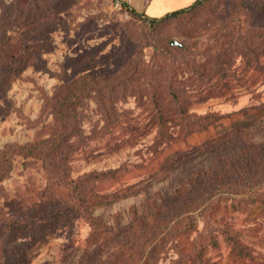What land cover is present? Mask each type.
Instances as JSON below:
<instances>
[{
	"label": "rangeland",
	"instance_id": "rangeland-1",
	"mask_svg": "<svg viewBox=\"0 0 264 264\" xmlns=\"http://www.w3.org/2000/svg\"><path fill=\"white\" fill-rule=\"evenodd\" d=\"M194 1L0 0V72L21 56L0 95V264H264V162L249 147L264 144V0L155 23L122 5L161 17ZM134 65L172 68L183 89L185 112L161 108L171 140L142 89H92L55 116L67 79L117 84ZM180 116L215 118L184 138Z\"/></svg>",
	"mask_w": 264,
	"mask_h": 264
},
{
	"label": "trees",
	"instance_id": "trees-1",
	"mask_svg": "<svg viewBox=\"0 0 264 264\" xmlns=\"http://www.w3.org/2000/svg\"><path fill=\"white\" fill-rule=\"evenodd\" d=\"M116 1V0H112ZM204 1L207 0H195L194 3L190 4L187 7H183L178 10H174L171 12L166 13L165 15L161 17H148L144 13H138L135 9L129 7L127 4L122 3V5L132 14L138 17H142L148 22L155 23L158 21H164L167 19H172L179 17L181 15L190 13L191 11L197 9ZM262 9V8H260ZM259 9V10H260ZM10 21L8 12L6 11V8L4 7L1 10L0 14V44L5 41L6 39V32L7 28L10 27ZM35 40H31V44L34 43ZM170 50H181L182 45L178 43V45H171ZM24 49H28L26 45H24ZM256 56V55H255ZM24 58V57H22ZM255 58V57H254ZM27 58L26 61H28ZM21 56L19 57H12V61L10 65L6 66L3 70V74L0 72V95L2 93L3 89V83L6 79L9 80L10 77L15 76V74L18 73L17 70V64L20 62ZM24 61V62H26ZM20 67V66H19ZM134 69V70H133ZM133 72L129 74L128 71L123 73V75L118 78L117 84H115L111 79H102L101 77L95 75L88 74L84 72L83 74H78V76H75L73 78L67 79L64 84V90L62 93H57L54 98H56V110H55V116H60V119L65 116H75V111L77 109V106L82 102V99L91 91L92 89H95L97 92H102L104 89H112L115 88V86L119 85L120 90L122 93H125L128 89H142L144 92L148 91L149 93V103L154 105V107L157 109L158 116H152L153 121L157 125V132L159 136L162 138L166 137V139L171 140V135L168 133V127L167 122L168 119H170L169 116L164 115V111L161 110L162 106L166 102H170L173 105H178L179 112H185L184 111V93L183 89L181 90L180 87H177V83H175L174 79H171L169 76L172 73L173 69H164L161 71H152L151 73H147V69H143V67L140 68V66H133L132 67ZM160 72L163 73L164 77L161 78L156 76ZM149 74H151V77H148ZM3 75V76H2ZM5 76V77H4ZM148 78L150 81L149 87L145 86V79ZM119 81V82H118ZM117 88V87H116ZM1 98V96H0ZM178 119V116L176 117ZM179 125L181 128V131H183L182 137L186 138L192 129H195L196 131L204 130L207 128V126L212 122V120L215 118L214 116H203V117H197V116H180L179 117ZM115 120V117H114ZM114 120L107 116V124L113 123ZM250 148H259V152L261 153L262 161L264 162V144L261 146L256 145H250ZM23 147H20V149ZM25 146L23 149H26ZM6 153V152H5ZM2 153L1 154H5ZM242 155V154H241ZM250 165L249 168H247ZM253 165V166H251ZM245 170L250 171V169H254L257 164L255 161H245L244 162ZM207 177V180L215 181V178L217 175L213 172L211 175L205 174ZM220 177H223L222 175ZM3 175L2 171L0 170V181L2 180ZM223 180V179H221ZM219 180L218 184L221 186L223 191H228L232 188L231 184H225L222 183V181Z\"/></svg>",
	"mask_w": 264,
	"mask_h": 264
},
{
	"label": "water",
	"instance_id": "water-1",
	"mask_svg": "<svg viewBox=\"0 0 264 264\" xmlns=\"http://www.w3.org/2000/svg\"><path fill=\"white\" fill-rule=\"evenodd\" d=\"M171 45H174V46H175V45H178V43L175 42V41H172V42H171Z\"/></svg>",
	"mask_w": 264,
	"mask_h": 264
}]
</instances>
